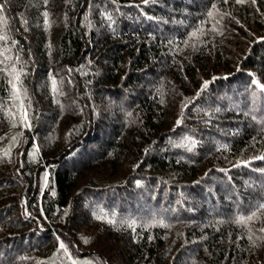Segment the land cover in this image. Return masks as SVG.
<instances>
[{"label":"trees","instance_id":"trees-1","mask_svg":"<svg viewBox=\"0 0 264 264\" xmlns=\"http://www.w3.org/2000/svg\"><path fill=\"white\" fill-rule=\"evenodd\" d=\"M0 3V264H264V0Z\"/></svg>","mask_w":264,"mask_h":264},{"label":"snow or ice","instance_id":"snow-or-ice-1","mask_svg":"<svg viewBox=\"0 0 264 264\" xmlns=\"http://www.w3.org/2000/svg\"><path fill=\"white\" fill-rule=\"evenodd\" d=\"M145 3L148 2V0H144ZM229 2V0H223V3L227 4ZM237 3H243L244 0H236ZM256 2V0H252V3L254 4ZM44 4L48 3V0H43ZM217 9V4L216 3H212L211 4V8L209 9V11L207 12V18L208 21L207 22H211L212 20L215 19L214 16V12L213 10ZM5 13V4L4 3H0V27L2 26H6L8 24V21L4 15ZM44 16V22L45 25H48L49 21H48V12H44L43 13ZM221 18H223L221 16ZM109 20H111V16L108 17ZM206 23V21H201L200 26L194 28L190 33H188V39H186L184 41L185 45H188L189 42H192V47L195 49L197 47V43L200 42V37L207 35V32L205 31L203 25ZM219 24V21H216V23L212 24V27L210 29H208V31H218L217 25ZM8 39V37L6 35L0 34V41H6ZM171 43V41H170ZM5 51H8V49H5ZM7 59H11V57H8ZM5 63L4 61H0V64ZM0 71H5L7 72L8 76L11 77L8 80V84L11 87V98L14 101V106L17 108V111L19 113V119L21 121V123L24 124V126L26 127H30V121H29V114H28V110L30 109L31 106V100L28 97L27 94V90L23 87V83H22V76L25 75L24 71H23V67H21L19 70L17 69V67L15 66V64H11V65H6L5 68L0 69ZM215 79V78H214ZM208 81L204 82L203 87L206 88L208 85ZM51 85H52V91L54 93L60 94L59 93V89L57 87V81L55 79V77H52L51 79ZM262 89H264V84L259 85ZM27 100L28 104L27 107L25 106L24 101ZM11 115V113H10ZM253 119H255V117H253ZM181 122L180 119L177 120V124H179ZM2 139V138H0ZM15 139V138H13ZM195 147V141H192L191 146L188 147V151H192V149ZM222 147L227 148V145H222ZM252 159H256V160H264V155H259V156H255ZM250 161H243L242 163L244 165H247ZM235 166V165H234ZM259 171L264 172V169H260ZM41 213H43V209H41ZM264 214V203H260L256 206V210L249 212V214L247 215H238L235 218V223L237 224H241L243 226H247L248 222L253 221L254 219H258L260 215ZM97 219H102V220H106L108 223L111 224H116L117 220H116V214L112 213V218L108 219V213L103 212V210H101V214L97 216ZM119 223L121 225H127L129 228H134L135 224H136V220H127V219H121L119 221ZM155 223H163L162 220L160 221H156L155 219H153L148 225L145 226H153ZM222 223V222H221ZM165 227H167V225H164ZM249 231L251 232V229L249 228ZM260 232H264V228H260L259 229ZM254 235V233H253ZM250 240L252 239V235H250L248 237ZM59 239V238H58ZM259 239L264 240V237H259ZM87 242V241H85ZM253 243H255V241H253ZM59 250H63V252L65 254H67L70 257V253L68 251V247L64 244L63 241L59 242V246H58V251ZM71 264H78L77 261L72 260ZM86 264H91V262H86Z\"/></svg>","mask_w":264,"mask_h":264},{"label":"rangeland","instance_id":"rangeland-1","mask_svg":"<svg viewBox=\"0 0 264 264\" xmlns=\"http://www.w3.org/2000/svg\"><path fill=\"white\" fill-rule=\"evenodd\" d=\"M23 201H25V200H23Z\"/></svg>","mask_w":264,"mask_h":264}]
</instances>
